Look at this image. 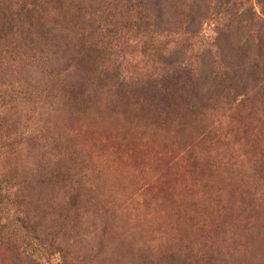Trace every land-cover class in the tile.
Masks as SVG:
<instances>
[{
  "label": "rangeland",
  "instance_id": "rangeland-1",
  "mask_svg": "<svg viewBox=\"0 0 264 264\" xmlns=\"http://www.w3.org/2000/svg\"><path fill=\"white\" fill-rule=\"evenodd\" d=\"M193 1L0 0V264H264V0Z\"/></svg>",
  "mask_w": 264,
  "mask_h": 264
},
{
  "label": "trees",
  "instance_id": "trees-1",
  "mask_svg": "<svg viewBox=\"0 0 264 264\" xmlns=\"http://www.w3.org/2000/svg\"><path fill=\"white\" fill-rule=\"evenodd\" d=\"M134 1H135V0H125V4L128 5V9H130V8L135 9V8H136V5H133V4H132V3H134ZM190 2L193 3L194 1H193V0H190ZM181 4H182V3H177V5H176L177 8H179V6H181ZM20 13H21L22 15H25L26 11H23V10L21 11V10H20ZM250 67L253 68V69L257 68L256 65H251ZM2 190L4 191V189H2ZM2 190H0V191H2ZM32 232H33V231H32ZM53 245H54V244H53ZM53 245L50 244V247H52ZM59 252H60V251H59Z\"/></svg>",
  "mask_w": 264,
  "mask_h": 264
}]
</instances>
